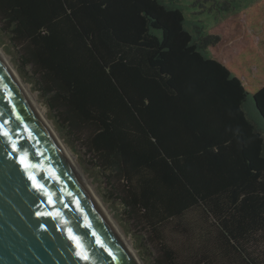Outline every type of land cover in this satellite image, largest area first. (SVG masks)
Returning a JSON list of instances; mask_svg holds the SVG:
<instances>
[{
	"label": "trees",
	"instance_id": "trees-1",
	"mask_svg": "<svg viewBox=\"0 0 264 264\" xmlns=\"http://www.w3.org/2000/svg\"><path fill=\"white\" fill-rule=\"evenodd\" d=\"M0 18L158 264H264V84L257 127L217 35L160 0H0Z\"/></svg>",
	"mask_w": 264,
	"mask_h": 264
},
{
	"label": "water",
	"instance_id": "water-1",
	"mask_svg": "<svg viewBox=\"0 0 264 264\" xmlns=\"http://www.w3.org/2000/svg\"><path fill=\"white\" fill-rule=\"evenodd\" d=\"M0 124V264H138L1 55Z\"/></svg>",
	"mask_w": 264,
	"mask_h": 264
},
{
	"label": "rangeland",
	"instance_id": "rangeland-1",
	"mask_svg": "<svg viewBox=\"0 0 264 264\" xmlns=\"http://www.w3.org/2000/svg\"><path fill=\"white\" fill-rule=\"evenodd\" d=\"M171 7L184 10L193 33V23L201 28L202 36L217 35L219 42L206 48L213 58L223 60L232 75L241 78L249 91L244 108L248 117L261 127L252 94L264 84V0H160ZM227 11H232L228 13ZM189 28V29H190ZM195 34V33H194ZM9 30L0 18V49L21 81L35 97L45 118L68 151L74 156L77 169L88 181L92 190L109 214L116 227L129 242L133 253L142 264H158L160 258L152 234L126 211L118 192L96 163L88 150L84 137L70 130L62 120L60 111L49 102L34 68L22 60L19 46L10 38Z\"/></svg>",
	"mask_w": 264,
	"mask_h": 264
},
{
	"label": "bare ground",
	"instance_id": "bare-ground-1",
	"mask_svg": "<svg viewBox=\"0 0 264 264\" xmlns=\"http://www.w3.org/2000/svg\"><path fill=\"white\" fill-rule=\"evenodd\" d=\"M0 55L3 57L4 61L6 62L7 66L9 67V69L11 70V72L13 73V75L15 76V78L17 79L18 83L20 84V86L22 87L24 93L29 97V99L34 103V105L37 107L38 111L40 112L44 122L46 123V125L48 126V128L50 129V131L52 132L53 136L55 137V139L57 140V142L59 143V145L61 146V148L63 149V151L65 152V154L67 155L68 159L70 160V162L72 163V165L74 166V168L76 169V171L78 172L79 175H81L84 179L85 177L83 176V174L77 169L75 161H74V156L68 151V149L66 148V146L61 142V140L59 139L58 135L55 133L54 129L52 128L51 124L48 122V120L45 118V113L44 111L37 105V103L35 102V97L30 93L29 88L24 85V83L21 81V79L19 78V76L17 75L16 71L12 68V66L10 65V63L8 62V60L5 58V56L2 54V50L0 49ZM112 221V219H111ZM114 227L119 231V233L122 235L127 247L129 248L130 252L132 253V255L134 256L135 260L137 261L138 264H142L137 256L133 253V250L131 248V246L129 245L130 243L127 242V240L125 239L124 235L121 233V231L116 227L115 223L112 221Z\"/></svg>",
	"mask_w": 264,
	"mask_h": 264
},
{
	"label": "snow or ice",
	"instance_id": "snow-or-ice-1",
	"mask_svg": "<svg viewBox=\"0 0 264 264\" xmlns=\"http://www.w3.org/2000/svg\"><path fill=\"white\" fill-rule=\"evenodd\" d=\"M9 135V133L8 132H6V131H4V129H3V125L2 124H0V136H5V137H7ZM12 150L15 152V151H17V147H16V145H13L12 146ZM21 163H25V160L23 159V158H21V161H20ZM27 166H31V163L30 162H28L27 164H26V167ZM34 186L37 188V189H40L41 187H42V185H39L38 183H36L35 181H34ZM69 238L70 239H72V240H76V237L69 231ZM77 247H79V244L77 243ZM84 259H87V257H83Z\"/></svg>",
	"mask_w": 264,
	"mask_h": 264
},
{
	"label": "crops",
	"instance_id": "crops-1",
	"mask_svg": "<svg viewBox=\"0 0 264 264\" xmlns=\"http://www.w3.org/2000/svg\"><path fill=\"white\" fill-rule=\"evenodd\" d=\"M260 119V118H259ZM262 127V126H261Z\"/></svg>",
	"mask_w": 264,
	"mask_h": 264
}]
</instances>
